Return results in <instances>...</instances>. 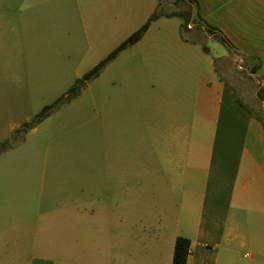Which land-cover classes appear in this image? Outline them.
Returning <instances> with one entry per match:
<instances>
[{"label": "crops", "instance_id": "0c3cea01", "mask_svg": "<svg viewBox=\"0 0 264 264\" xmlns=\"http://www.w3.org/2000/svg\"><path fill=\"white\" fill-rule=\"evenodd\" d=\"M16 1L15 45H21L16 41L21 31L39 26L48 10L64 22L71 11L82 26L88 13L92 31L110 33L108 52L141 27L158 3ZM193 1L187 29L196 12L193 27L215 31L206 41L175 30L165 42L162 27L156 26L162 16L124 49L144 46L139 58L144 82L136 94L138 105L126 108L124 142L141 146V163L149 162L163 186L119 187L109 194L105 250L87 244L86 250H76L73 262L64 250L50 249L31 254L27 264H172L178 236L190 241L186 264H264V125L242 99L245 87L235 92L219 72L232 50L243 58L242 66L258 62L253 74L264 77V0ZM126 60L128 68L135 59ZM251 83L263 108L255 87L263 83Z\"/></svg>", "mask_w": 264, "mask_h": 264}, {"label": "rangeland", "instance_id": "374dc122", "mask_svg": "<svg viewBox=\"0 0 264 264\" xmlns=\"http://www.w3.org/2000/svg\"><path fill=\"white\" fill-rule=\"evenodd\" d=\"M15 2L0 0V263L27 264L31 254L50 249L64 250L74 262L77 249L107 248L112 191L163 186L149 162L141 163V146L124 142L125 111L138 105L144 82L139 64L144 46L119 52L96 78L84 81V73L110 52V33L92 31L88 13L82 26L74 12L64 22L48 10L39 26L21 31L18 46ZM160 9L186 11L188 5L160 0ZM157 25L165 42L175 30L202 41L209 37L193 22L191 30L185 28L178 16L160 18ZM127 57L135 59L128 68ZM225 61L221 76L235 92L245 87L248 99H242L264 121L252 81L230 52ZM29 122L34 127L22 131Z\"/></svg>", "mask_w": 264, "mask_h": 264}, {"label": "trees", "instance_id": "16d2710c", "mask_svg": "<svg viewBox=\"0 0 264 264\" xmlns=\"http://www.w3.org/2000/svg\"><path fill=\"white\" fill-rule=\"evenodd\" d=\"M179 1L185 2L188 5V10L178 11V12H165L164 13L160 9V0H158L157 8L148 17V19L141 25V27H139L136 31H134L127 39L122 41L117 47H115L107 56H105L102 60H100L96 65H94L91 69H89L87 72H85L83 77H82L83 80L88 81V80H91L93 78H96L100 74L102 69L106 66V64H108L110 61H112L117 56V54L119 52L123 51L127 47L138 42L143 37V35L147 31L150 24L153 21H155L156 19H158L159 17H162V16H164V17L178 16L184 20V27L187 28V26L190 22L192 3L194 1L193 0H179ZM196 21H197V14L195 12V15L193 17L192 22H196ZM207 32L208 33H214L215 31L213 28L207 27ZM215 37L220 39L222 42L229 44L228 41L225 39V37L220 36L218 34L215 35ZM204 48L207 49V47H204ZM247 68L251 73H256L258 68H259V63L257 62V63L250 64L249 66L247 65ZM240 72H242L247 78H249L250 80L253 81V78L251 76H248L246 74L245 70H241ZM257 80H259L260 82L263 83L262 86L260 84H255L256 88L259 87L257 90V99L259 101H264V77L257 76ZM49 107L43 108V110L39 114L37 120H39L46 113V111L48 110ZM261 110H262V113H264V109L261 108ZM261 121L263 122V125H264V121L262 119H261ZM33 127H34L33 122L26 123V124H24L22 131H26L27 129H29V128L31 129ZM5 143L6 142H2L1 146L3 147ZM189 246H190L189 239L182 237V236H178L176 238V241L174 244L172 264H186L187 256L189 253Z\"/></svg>", "mask_w": 264, "mask_h": 264}, {"label": "water", "instance_id": "95a60500", "mask_svg": "<svg viewBox=\"0 0 264 264\" xmlns=\"http://www.w3.org/2000/svg\"><path fill=\"white\" fill-rule=\"evenodd\" d=\"M231 54L233 56V58L237 61V64H238V68L239 69H243L246 71V73L250 76H252V78L256 81V82H259V80H257V77L251 73L247 67L245 66H242L241 64L243 63V58L238 56L234 51L231 50ZM263 108H264V104H263Z\"/></svg>", "mask_w": 264, "mask_h": 264}]
</instances>
